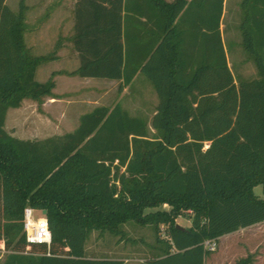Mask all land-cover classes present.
I'll list each match as a JSON object with an SVG mask.
<instances>
[{"label": "trees", "instance_id": "16d2710c", "mask_svg": "<svg viewBox=\"0 0 264 264\" xmlns=\"http://www.w3.org/2000/svg\"><path fill=\"white\" fill-rule=\"evenodd\" d=\"M0 0V248L2 264H124L91 258L93 231L123 237L129 221L150 225L156 241L148 264H205L218 239L264 221V0H240L238 31L257 76L229 65L221 20L226 0H77L70 37L79 66L59 71L121 80L138 73L158 104L151 119L120 101L98 105L70 132L20 138L7 112L23 100L53 96L40 65L54 53L27 46L26 13ZM168 205L169 208H164ZM43 212L50 245L29 242L24 211ZM148 209H153L149 210ZM189 215L191 226L176 227ZM252 257L237 264H249Z\"/></svg>", "mask_w": 264, "mask_h": 264}, {"label": "rangeland", "instance_id": "374dc122", "mask_svg": "<svg viewBox=\"0 0 264 264\" xmlns=\"http://www.w3.org/2000/svg\"><path fill=\"white\" fill-rule=\"evenodd\" d=\"M53 1L26 0L29 6L35 4L34 11L32 13L27 12V15L30 13L27 27L29 25L31 30L28 32V36L26 33V41L28 46L31 47V52L34 55L49 54L60 43L59 51H61V55L57 60L39 66L36 73L38 81H46L49 77L47 73L58 67L70 69L75 64L74 58L76 56H74V49L70 43V36L73 31L71 23L69 20L63 19L65 15L63 11L61 15L58 14L59 11H55L52 5ZM239 1L226 0L223 17V37L228 49L229 65L234 73L245 78H253L257 76L255 64L253 61L246 59V53L239 45L241 39L237 28ZM6 2L13 10L17 11L19 9L20 0H7ZM37 3H40V7H36ZM100 86L106 90L104 92H88V88L91 86L75 77L71 82L62 83L57 89L58 93H64L67 102L55 105L48 100V97H45L42 103L25 99L20 107L8 110L5 128L10 134L25 139H42L52 135H61L71 131L75 118L79 114L101 104L112 107L118 101L132 115H142L151 119L158 104V96L152 83L145 75L133 82L127 91L120 90L117 81L105 82ZM59 111H64L69 115L68 121L61 120ZM78 124L79 118H77L73 129ZM254 190L256 194L264 196L261 185L255 186ZM163 207L169 208L168 205H163ZM34 215L35 217L42 216V212L36 209ZM176 222L184 226L189 225L191 219L189 215H184L179 216ZM123 229L125 231L123 237L109 232L100 234L98 231H93L86 241V251L89 254L96 255L93 247L101 246L113 248L115 251L122 252L123 255L133 259L154 256L151 244L156 241V238L150 225L142 226L129 221L123 225ZM6 254L7 251L0 248V257L3 255L1 258H5ZM249 255L252 257V262L249 264H264V223L232 236L224 235L218 241V248L207 255L205 264H237L240 259ZM1 260L0 262H2ZM131 263L147 264V260L142 263L139 260Z\"/></svg>", "mask_w": 264, "mask_h": 264}, {"label": "crops", "instance_id": "0c3cea01", "mask_svg": "<svg viewBox=\"0 0 264 264\" xmlns=\"http://www.w3.org/2000/svg\"><path fill=\"white\" fill-rule=\"evenodd\" d=\"M167 1H174V0H167ZM25 2H26V0H25ZM76 2H77V0H54L53 1V3H52V5H53V7L55 8V11H59V15H61V12L63 11L64 13H65V15L63 16V19L65 20H69V22L71 23V28L73 29V31H72V33H71V36H72V34H73V32H74V23H75V20H74V9H75V5H76ZM26 5L28 6V9H27V12L28 11H30V13H32L33 11H34V9H35V4H34V6H29L27 3H26ZM51 5V4H50ZM36 7H40V3H37V6ZM30 13L27 15V13H26V22H27V20L29 21V19H30ZM46 15H47V13H46ZM29 24V23H28ZM59 27H61V25H59ZM61 29V28H60ZM221 29H222V31L224 32V29H223V21L221 20ZM31 30V28L29 27V25H28V27H27V30H26V33H27V36H28V32ZM26 33H25V39H26ZM240 35V34H239ZM41 36V35H40ZM39 36V37H40ZM70 36V37H71ZM61 40L59 39V42H60ZM26 43H27V41H26ZM71 44H72V42H70ZM27 46H28V44H27ZM29 47V46H28ZM72 48H73V45H72ZM29 49L31 50V47H29ZM59 49H60V43L57 45V47H56V49L54 50V51H52L53 53H54V59L53 60H57L58 59V57H59V55H61V51H59ZM74 49V48H73ZM74 51V56H76V58H74V60H75V64H74V66L72 67V68H70V69H67V68H65V67H58L57 69H54V70H52L51 72H49V73H47V76H49L48 77V79L52 76V73L53 72H57L56 74H54V76H53V78H54V80H55V88L53 89V96H50V97H48V100L49 101H51L53 104H59V103H61V102H67L68 100H66V96H64L63 94V92H61V93H58L57 92V89H58V87H60V85L62 84V83H66V82H71V80H73V78H75V77H77L78 79H80L83 83H85V84H88L89 86H91V87H89L88 88V92H104L106 89L104 88V87H101L100 85L102 84V83H105V82H114V81H117L118 82V84H119V86H120V84H121V80H110V79H105V78H95V77H80V76H78V75H69V74H66V73H59V71H73V70H75L78 66H79V63H80V60H79V56H78V52L74 49L73 50ZM247 59V58H246ZM52 61V60H51ZM249 61H251V60H249ZM47 63V62H46ZM43 64H45V63H43ZM41 66V65H40ZM39 68V67H38ZM38 70V69H37ZM37 73V72H36ZM50 74V75H49ZM143 74L142 73H138L137 74V76L135 77V79H134V81L133 82H135V81H137V79L139 78V77H141ZM63 77H66V78H63ZM47 79V80H48ZM40 82H44V81H40ZM130 88V86H127V87H124V91H127V89H129ZM157 94V93H156ZM23 102H24V100H23ZM22 102V103H23ZM101 105H104V104H101ZM98 106V105H97ZM96 107V106H95ZM90 111V110H89ZM86 112H88V111H86ZM155 112V111H154ZM154 112H153V114H154ZM85 113V112H84ZM83 113H81V114H79L76 118H75V121H74V126L76 125V122H77V118H80V116L82 115ZM153 114H152V116H153ZM59 116L61 117V120L63 121V120H67L68 121V114H66V112H64V111H59ZM151 116V117H152ZM74 126L70 129L71 131H73L74 129ZM78 126V125H77ZM76 128V127H75ZM68 132H70V131H68ZM42 212V211H41ZM43 216H45V214L42 212V216L41 217H43ZM262 223H264V221L263 222H260V223H257V224H254V225H251V226H249V227H245V228H240V229H238L237 231H234V232H232V233H229V234H226V235H235V234H238V233H240V232H242V231H245V229H251V228H255V227H257V226H259L260 224H262ZM181 225V224H180ZM181 226H183V225H181ZM191 226V223L189 224V225H184L183 227L185 228V229H187L188 227H190ZM223 237V236H222ZM222 237H220L219 238V241L222 239ZM93 249H94V252H96V255H94V254H89L87 251H86V253H87V256L88 257H91V258H101V257H107V258H114V259H121V260H123L124 261V264H133V263H131L132 261H137V260H139L141 263L142 262H144V261H146V260H148L149 258H135V259H133L132 257H128V256H125V255H123V253L122 252H117V251H115L113 248H110V247H101V246H95V248L93 247ZM7 255V254H6ZM1 257H3V255L1 256ZM0 257V260L2 261V262H0V264H2L3 262H4V260H5V258H6V256H5V258H1ZM254 260V259H253ZM206 261V260H205ZM252 262V261H251ZM148 264V263H147Z\"/></svg>", "mask_w": 264, "mask_h": 264}, {"label": "built area", "instance_id": "2783aa9c", "mask_svg": "<svg viewBox=\"0 0 264 264\" xmlns=\"http://www.w3.org/2000/svg\"><path fill=\"white\" fill-rule=\"evenodd\" d=\"M32 207L28 206L24 211V229L29 242L45 243L50 245L52 242V233L46 216L35 217ZM218 239H207L204 246L209 251H215L218 248Z\"/></svg>", "mask_w": 264, "mask_h": 264}, {"label": "water", "instance_id": "95a60500", "mask_svg": "<svg viewBox=\"0 0 264 264\" xmlns=\"http://www.w3.org/2000/svg\"><path fill=\"white\" fill-rule=\"evenodd\" d=\"M43 213L46 214V210H43ZM176 227L179 229H185L183 226H181L180 224H176Z\"/></svg>", "mask_w": 264, "mask_h": 264}]
</instances>
